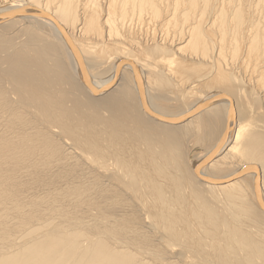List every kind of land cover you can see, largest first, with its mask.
Returning <instances> with one entry per match:
<instances>
[{"label":"bare ground","instance_id":"6f19581e","mask_svg":"<svg viewBox=\"0 0 264 264\" xmlns=\"http://www.w3.org/2000/svg\"><path fill=\"white\" fill-rule=\"evenodd\" d=\"M25 6L0 20V264H264V0L0 14Z\"/></svg>","mask_w":264,"mask_h":264},{"label":"rangeland","instance_id":"374dc122","mask_svg":"<svg viewBox=\"0 0 264 264\" xmlns=\"http://www.w3.org/2000/svg\"><path fill=\"white\" fill-rule=\"evenodd\" d=\"M120 55V53L117 55V56H119ZM96 66H95V68L97 67V64H95ZM111 66L112 65H108V67H104L103 68V72H104V69H105V72L106 73H108V71L111 69ZM94 67V64L92 65V68ZM98 67L101 69V67H100V65H98ZM96 68V69H92V71H94L95 70V72H96V74H101L102 76H107L108 74H106L105 73V75H104V73L103 72H101V70H99V68ZM107 68H108V71H106L107 70ZM97 71H100V72H98L97 73ZM95 72H94V74H95ZM163 101V103H162V105H161V107L162 108H164V109H166V108H168V109H170L169 111H175V112H178L181 108H176L175 107V105L177 104V100L176 99H174V97L173 98H171V99H168L167 97L166 98H164V100H162ZM174 107V108H173ZM179 109V110H178ZM177 110V111H176ZM191 140V142L189 143V144H191V149H190V151H189V155H188V157H189V159H195L197 156H199L203 151H204V146L202 147V145L200 144V143H198L197 142V140H198V136H196V137H194V138H192V139H190ZM213 143V140H211V141H209V144H212ZM191 154V155H190ZM196 156V157H195Z\"/></svg>","mask_w":264,"mask_h":264},{"label":"water","instance_id":"95a60500","mask_svg":"<svg viewBox=\"0 0 264 264\" xmlns=\"http://www.w3.org/2000/svg\"><path fill=\"white\" fill-rule=\"evenodd\" d=\"M25 15L38 16L35 12H33V13L28 12V6H25L23 8H18V9L6 12L4 14H0V20L13 18V17H19V16H25ZM170 123H176V121L175 122H170ZM249 171H251V170L250 169H246V170L242 171L241 173H239V175L240 174L243 175L244 173H248Z\"/></svg>","mask_w":264,"mask_h":264}]
</instances>
